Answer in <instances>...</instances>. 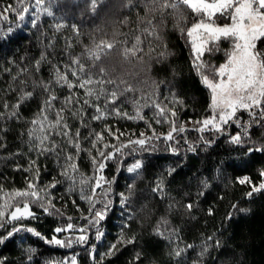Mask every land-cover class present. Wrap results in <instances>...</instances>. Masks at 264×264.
Here are the masks:
<instances>
[{"label":"trees","instance_id":"16d2710c","mask_svg":"<svg viewBox=\"0 0 264 264\" xmlns=\"http://www.w3.org/2000/svg\"><path fill=\"white\" fill-rule=\"evenodd\" d=\"M9 5L16 11L5 12ZM0 14L7 16H0V189L23 190L32 180L46 190L43 201L31 204L34 218L0 228V237L13 227L22 229L0 243V264H71L72 257L77 264H264V190L252 191L264 182V151H256L264 149V120L253 122L241 111L240 126L229 122L220 132L197 130L201 125L196 122L211 115L210 91L193 69L186 34L175 27L181 15L187 17L182 26L190 27L195 14L184 6L162 14L153 0H0ZM153 26L161 40L144 32ZM136 37L141 40L139 50L125 56ZM102 41L114 47L104 49L97 60L89 52ZM257 46L264 50V43ZM229 49V41L222 39L202 59L219 66ZM57 70L67 71L74 84L78 77L115 83H94L90 87L98 98L89 97L84 89L58 83ZM112 91L118 94L115 103L109 102ZM25 93L32 95L21 100ZM69 96L71 103L66 102ZM153 102L173 109L176 116L169 113L167 120L185 131L167 140L172 125L157 116ZM138 106L144 119H129ZM61 108L70 136L79 141V153L61 134L62 127H48ZM97 109L104 118L93 119L100 114ZM158 118L161 123H156ZM34 120H43L49 151L38 147L40 125ZM97 133L101 141H96ZM237 133L242 134L241 144L231 141ZM138 139L146 143H130ZM101 151L113 158L104 159ZM69 155L72 161L66 159ZM73 162L78 168L70 172L75 184L62 174ZM99 163L105 164L102 172L97 171ZM136 163L141 167L128 172ZM37 169L39 177L34 179ZM100 175L105 180L92 196ZM245 176L251 184L239 183ZM52 184L55 187H47ZM81 190L93 203L81 199ZM49 201L58 211H43L41 203L47 206ZM95 212L103 213L98 223ZM68 223L73 230L54 232ZM27 228L41 236L23 230ZM81 228L86 231L81 233ZM53 235L73 240L86 235L87 241L71 248L46 243ZM113 244V254L106 255ZM177 250H183L180 256Z\"/></svg>","mask_w":264,"mask_h":264},{"label":"snow or ice","instance_id":"6c2138e0","mask_svg":"<svg viewBox=\"0 0 264 264\" xmlns=\"http://www.w3.org/2000/svg\"><path fill=\"white\" fill-rule=\"evenodd\" d=\"M22 3L23 0H18ZM42 0H37V3H41ZM154 3H159V11L163 14L167 9H173L174 11L179 9L180 6H184L189 9L194 15V19L190 27H183L182 24L186 23L187 17L181 15L177 20L175 27L179 29L182 34H186L190 48L193 54L192 66L196 74L200 77L201 83L210 91V103L209 109L211 110V115L204 118L201 121L196 123L201 125L197 130L205 131L206 129L214 130L220 132L223 130V126L233 122L236 125H241V118L237 115L239 112L243 111L248 113L252 117L253 122H259V120H264V50L258 48V43H264V0H153ZM94 3V0H93ZM16 11L10 5L5 8V12ZM23 11L27 12L28 9L24 8ZM47 11V10H45ZM48 15H52L49 11ZM3 19H7L6 15H2ZM23 18V17H21ZM218 20L224 22L218 23ZM147 23L151 26L152 21L148 20ZM59 27V25H58ZM144 32L148 35L154 36L157 40H161L160 35L155 31L153 26L151 30L145 28ZM227 40L230 43V49L226 52V61L219 66L211 65L206 63L202 57L204 53L211 52L213 46L218 45V42L221 40ZM141 43L140 37H136V42L132 48H126L124 50V55L129 54L135 55L139 50V45ZM114 45L106 41H102L100 45H97L96 50L89 52V55L95 59H100V53L104 49H111ZM166 48V45H165ZM160 55L163 57L166 55V52H161ZM73 63L79 66V71L84 72L83 64H80L79 59L73 60ZM104 69L101 68L100 72L104 73ZM72 76H77V71H71ZM56 80L58 83L62 82L67 88L72 89L74 87H79L84 89L86 95L89 97L96 96L98 98L97 91L90 87L94 83L103 85L104 83L113 84L115 81L108 80H99L94 81L91 77L83 79H77V82L74 84L68 79V72L64 73L57 70ZM105 90L101 89L100 94H103ZM125 91H131V88L125 89ZM32 93H25L21 97V100L30 97ZM111 100L109 102L115 103L118 99V94L116 91L110 93ZM51 99H55L52 97ZM73 97L69 96L67 98V103H71ZM182 103V101H178ZM85 104L89 103L88 100L84 101ZM47 107H51L50 101H45ZM145 107L147 105H144ZM153 106L158 109L157 116L163 117L167 122H169L172 127L171 130L167 133L166 139L172 140L174 132H184L185 128L180 126L177 128L175 126V121H168L167 117L170 113L172 117L176 116V112L173 109L168 108L167 106H162L159 103L153 102ZM7 107V105H5ZM15 108L19 107V104L14 105ZM139 107H137L135 116H128L129 119H144L141 115ZM97 111L100 113L93 117V119L99 120L104 118V113L99 109ZM43 112V110H42ZM64 109L61 108L59 112L56 113V119L54 123H49V128L62 127L65 131L61 134L65 137H68V143L72 144L73 147L77 150V153L80 151V144L78 139L74 140L70 134L67 123L64 122V117L62 113ZM117 115H120L119 110L116 112ZM12 116H15L16 113L12 112ZM124 115L127 116V113ZM0 116H3V113H0ZM47 117H44L46 120ZM32 123L40 125V136L38 137L39 144L38 147L41 152L49 151L50 149L45 148V142L49 139V136L45 134L46 129L44 127L43 120H34ZM156 123H161V119H157ZM111 134V132L109 133ZM244 135H247V128L244 129ZM80 135L79 130L76 131L75 136L78 138ZM241 133L232 135L231 141L235 144H241L242 138ZM143 136V133H141ZM96 141H101L103 136L99 133L95 134ZM150 139V138H149ZM130 143H135L137 145L143 146L146 143L145 139H138L136 141H130ZM95 142L93 147H95ZM105 148L109 145L105 144ZM117 152L120 151L119 148L116 149ZM253 149H249V152ZM256 151H264V149H256ZM99 155L104 159H112V153L105 155L104 152H100ZM68 161H72L73 157L71 155L67 156ZM35 163V162H33ZM93 164L96 165V160L93 157ZM141 165L139 163L134 164L133 166L127 169L128 172H136ZM105 168L104 163H99L97 171H101ZM78 171L77 165L69 163L64 172V176L72 180L73 184L76 183L75 176L70 175ZM261 177H264V170L260 171ZM39 170H36V176L34 179H38ZM105 178L100 175L95 177V185L92 187L91 192L92 196L95 195L96 189L101 188V182ZM82 184L88 183L81 179ZM240 184H251V179L247 176L239 180ZM47 187H55V184L48 185ZM71 190V189H70ZM264 190V182H261L259 186H254L252 191L259 192ZM0 192H3L0 189ZM45 193V195H42ZM251 196L252 192L247 193ZM92 196H85L83 190H81V199H87L89 203H93ZM46 198V190L38 187L36 183H33L32 180L27 182V186L23 190L15 189L11 192H3V202L0 203V228H4L7 224L12 223L13 221H19L25 218H34L35 214L31 210V204L43 201ZM17 200L23 201L22 206L19 203H16ZM43 208V211L50 213L52 211H58L55 209V206L49 201L48 205L45 206L43 203L40 205ZM191 208V205H188ZM12 209L9 212V209ZM95 221L99 222L100 219H103L102 212H95ZM71 217H69V220ZM92 221H90L91 223ZM165 223H167L165 221ZM74 229L72 223H68L66 227H57L54 229L55 233L67 232ZM21 228L13 227L11 231L7 233V236L0 237V243H3L8 237H11L15 232L21 231ZM28 232L34 233L36 236L40 237L41 234L33 228L23 229ZM81 233H84L86 229H79ZM157 233L159 230L157 229ZM102 233L96 236V239L101 238ZM42 239H45L41 237ZM211 239V238H209ZM87 241L86 235H79L73 240L71 237L66 239H59L56 235H53L50 240L45 239V242L48 244L71 248L73 243H85ZM123 242V241H121ZM131 243V241H128ZM189 247H192L189 245ZM116 249V245L113 244L110 246V250L106 255H112L113 250ZM34 251V250H29ZM93 251L95 249L93 248ZM183 250H177L175 252L176 256H180ZM203 253H201L202 255ZM31 258V257H29ZM138 258V257H137ZM63 264V262H61ZM71 264H77L76 258H71Z\"/></svg>","mask_w":264,"mask_h":264},{"label":"rangeland","instance_id":"374dc122","mask_svg":"<svg viewBox=\"0 0 264 264\" xmlns=\"http://www.w3.org/2000/svg\"><path fill=\"white\" fill-rule=\"evenodd\" d=\"M225 61H226V59H225L222 63H224ZM222 63H221V64H222ZM16 203H19V204H21V206H22L23 201H21V200H17Z\"/></svg>","mask_w":264,"mask_h":264}]
</instances>
